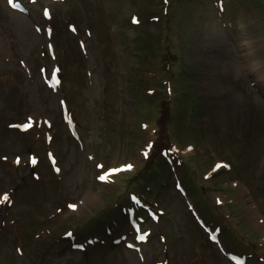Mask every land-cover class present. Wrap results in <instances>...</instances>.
Instances as JSON below:
<instances>
[{
  "label": "rangeland",
  "instance_id": "374dc122",
  "mask_svg": "<svg viewBox=\"0 0 264 264\" xmlns=\"http://www.w3.org/2000/svg\"><path fill=\"white\" fill-rule=\"evenodd\" d=\"M262 76L264 0H0V264H264Z\"/></svg>",
  "mask_w": 264,
  "mask_h": 264
},
{
  "label": "bare ground",
  "instance_id": "6f19581e",
  "mask_svg": "<svg viewBox=\"0 0 264 264\" xmlns=\"http://www.w3.org/2000/svg\"><path fill=\"white\" fill-rule=\"evenodd\" d=\"M252 48H254V45L252 46ZM256 53H257V52H256ZM258 60L261 61V59L258 58V57L256 56V61H255V63H259ZM253 65H254V66H253ZM253 65H252V69H255V67L258 66L257 64H253ZM262 79H263V81H264V76H262ZM253 144H254V143H253ZM255 146H257L256 142H255V144L251 147V149L249 150L248 154H251V152H254L253 150H254ZM249 214H250V215L252 214V215L255 216V218H256V222H257V220H258L259 223L261 222L260 216H259L257 213H254L251 209H250ZM256 224H257V223H256Z\"/></svg>",
  "mask_w": 264,
  "mask_h": 264
},
{
  "label": "snow or ice",
  "instance_id": "6c2138e0",
  "mask_svg": "<svg viewBox=\"0 0 264 264\" xmlns=\"http://www.w3.org/2000/svg\"><path fill=\"white\" fill-rule=\"evenodd\" d=\"M75 30V29H73ZM55 163V161H53ZM103 167V166H101ZM57 171H59V169L57 168ZM118 171V170H117ZM101 179H107V177H101ZM9 200V195L7 193H5L2 197H0V203H4L5 201ZM72 207H75L74 205ZM140 239H144V237H140Z\"/></svg>",
  "mask_w": 264,
  "mask_h": 264
},
{
  "label": "trees",
  "instance_id": "16d2710c",
  "mask_svg": "<svg viewBox=\"0 0 264 264\" xmlns=\"http://www.w3.org/2000/svg\"><path fill=\"white\" fill-rule=\"evenodd\" d=\"M161 122V121H160ZM159 126H161L160 124H159Z\"/></svg>",
  "mask_w": 264,
  "mask_h": 264
}]
</instances>
